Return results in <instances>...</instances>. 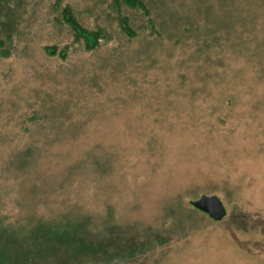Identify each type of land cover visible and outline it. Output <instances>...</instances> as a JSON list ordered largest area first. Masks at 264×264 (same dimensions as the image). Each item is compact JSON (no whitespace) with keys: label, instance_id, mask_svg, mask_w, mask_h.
I'll list each match as a JSON object with an SVG mask.
<instances>
[{"label":"rangeland","instance_id":"374dc122","mask_svg":"<svg viewBox=\"0 0 264 264\" xmlns=\"http://www.w3.org/2000/svg\"><path fill=\"white\" fill-rule=\"evenodd\" d=\"M57 1L111 41L75 44ZM145 1L131 38L112 0H0V226L88 217L110 264H264V0Z\"/></svg>","mask_w":264,"mask_h":264},{"label":"trees","instance_id":"16d2710c","mask_svg":"<svg viewBox=\"0 0 264 264\" xmlns=\"http://www.w3.org/2000/svg\"><path fill=\"white\" fill-rule=\"evenodd\" d=\"M55 4L53 10L60 15L55 20L57 24L67 26L72 31L75 44L83 43L84 49L90 51L99 47L101 41H111L112 36L103 27L88 30L83 26L70 5L61 8L59 1ZM111 5L118 15L121 32L131 38L135 36V32L122 8L141 10L147 16L150 14L145 0H112ZM9 41V35L5 39L0 38L1 57H9L10 52L5 49ZM45 50L50 55L59 52L56 46L46 47ZM67 52L66 49L59 53L65 58ZM89 224L91 225V221L88 217H75L62 222L40 220L32 230L23 235L9 231L7 226H0V264H110L111 260L106 255H100L104 254L105 244ZM134 251V247L125 249L124 254L132 255ZM3 252L5 255L8 253L7 258L3 257Z\"/></svg>","mask_w":264,"mask_h":264},{"label":"water","instance_id":"95a60500","mask_svg":"<svg viewBox=\"0 0 264 264\" xmlns=\"http://www.w3.org/2000/svg\"><path fill=\"white\" fill-rule=\"evenodd\" d=\"M190 204L197 210H201L215 220H221L225 214V207L221 201L214 196L201 197L199 200L191 201Z\"/></svg>","mask_w":264,"mask_h":264}]
</instances>
